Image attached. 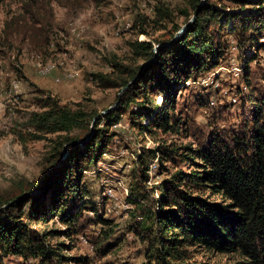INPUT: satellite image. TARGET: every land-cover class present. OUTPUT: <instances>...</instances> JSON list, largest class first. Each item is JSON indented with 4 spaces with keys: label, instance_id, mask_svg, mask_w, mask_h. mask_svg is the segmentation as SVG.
Listing matches in <instances>:
<instances>
[{
    "label": "rangeland",
    "instance_id": "rangeland-1",
    "mask_svg": "<svg viewBox=\"0 0 264 264\" xmlns=\"http://www.w3.org/2000/svg\"><path fill=\"white\" fill-rule=\"evenodd\" d=\"M187 2L38 0L28 9L26 0H4L0 5V193L13 191L19 182L38 181L45 170L56 166L54 160L63 162L67 158L66 144H61L63 138L80 134L77 129L69 133L39 130L34 116L45 110L40 106L43 99L50 96L59 106L85 112L90 118L86 139L95 125L111 134L104 152L85 167L81 180L106 223L88 224L70 240L58 217L28 222L32 231L49 234L45 246L59 248L62 264H78L80 257L86 260L84 264H144L149 243L137 234L142 231L139 221L143 210L153 207L162 193L161 183L173 170L170 163L161 159L159 146L197 147L205 144L210 134L235 135L245 126L250 90L264 94V46L256 61L248 66L245 86L243 59L254 53L255 47L249 50L241 46L228 33L229 19L226 28L211 26L226 46L219 63L176 90L174 119L180 121L178 132L156 128L152 135L139 132L131 115L139 106L134 101L107 119L119 110L128 87L147 61L137 59L129 44L149 38L166 40L173 32L171 38L157 44L168 43L192 16L187 20L182 13L188 9ZM213 2L223 13L242 10L229 0ZM157 7H166L171 16L161 17ZM259 41L264 43V34ZM115 62L126 69L140 66L128 85L102 86L95 79L98 73L115 82L125 77L114 67ZM161 97L150 96V105L162 103ZM141 124L145 121L141 120ZM77 142L82 146L84 140ZM177 168L192 169L185 163H177ZM107 190L112 193L110 197L104 194ZM210 199L218 201L219 196ZM132 201L140 202L142 208ZM155 208L154 205L152 209ZM83 217H93V213L86 212ZM187 249L188 261L195 264L244 261L236 254L216 253L201 246ZM2 262L43 264L40 257L24 258L11 253L3 254Z\"/></svg>",
    "mask_w": 264,
    "mask_h": 264
},
{
    "label": "trees",
    "instance_id": "trees-1",
    "mask_svg": "<svg viewBox=\"0 0 264 264\" xmlns=\"http://www.w3.org/2000/svg\"><path fill=\"white\" fill-rule=\"evenodd\" d=\"M3 1L0 0V5ZM26 1L30 5L28 9L38 2ZM229 1L242 10L223 13L214 7L213 0L206 3L188 0V9L182 13L187 20L195 14L193 23L173 44L157 49V58L144 67L128 87L119 110L109 114L107 119H112L134 101L139 106L131 115L139 132L152 135L154 128L178 132L180 121L174 119L176 90L219 63L226 46L211 26L217 24L226 28L229 19L228 33L241 46L249 50L255 47L254 53L243 59L246 86L248 66L256 61L264 46L259 43L264 34V0ZM156 11L163 18L171 16L166 7H157ZM172 35L173 32L169 38ZM168 39L135 40L129 47L143 62L153 58L155 44ZM139 66L126 69L115 62L114 67L125 76L121 81L115 82L101 73L96 74L95 79L105 87H122L135 77ZM156 95L162 96V103H155L154 107L149 97ZM246 102L249 112L239 133L228 137L210 134L206 143L197 147L191 144L159 146L161 159L170 163L173 170L161 183L162 193L154 202L156 208L152 209L153 205L143 210L139 221L142 231L137 234L149 243L148 260L144 264H195L188 261L189 246L236 254L244 260L239 264H264V94L250 90ZM40 106L45 110L34 116L39 130L69 133L77 129L80 134L63 138L61 144H66L67 158L63 162L54 160L56 166L45 170L38 181L19 182L13 191L0 193V264H3L2 255L7 253L24 258L40 257L43 264H62L59 248L45 246L49 234L32 231L30 221L45 222L58 217L70 240L86 225L107 221L89 199L91 195L81 180L85 167L104 152L111 134L95 125L86 139L90 118L85 112L59 106L50 96L43 99ZM141 120L145 124H141ZM83 140L82 146L75 143ZM140 161L142 163L144 158ZM177 163H185L192 169L184 171L177 168ZM211 196H219V200H211ZM132 202L142 208L140 202ZM86 212L93 213V217L84 218ZM81 258L79 263H86Z\"/></svg>",
    "mask_w": 264,
    "mask_h": 264
},
{
    "label": "water",
    "instance_id": "water-1",
    "mask_svg": "<svg viewBox=\"0 0 264 264\" xmlns=\"http://www.w3.org/2000/svg\"><path fill=\"white\" fill-rule=\"evenodd\" d=\"M204 1H205V0H200V3H204ZM194 18H195V14H193V15L191 16V18H190L185 24H183V25L180 27V29L175 33L174 37H173L168 43L157 44V45L153 46V48H152V51H153V54H154L153 58L147 60L145 63L142 64V66H141V68H140V71L138 72L137 75H139V74L142 72V69H143L144 66H146L147 64H150L151 62H153V61L157 58V49H158L159 47H168V46H170L171 44H173V42H174L175 39L179 36V34L182 33L184 30L187 29V27L191 24V22L194 20ZM127 85H128V84H127ZM75 143H79V142L76 141ZM80 143H81V142H80ZM4 206H6V205H4ZM4 206H3V207H4Z\"/></svg>",
    "mask_w": 264,
    "mask_h": 264
},
{
    "label": "built area",
    "instance_id": "built-area-1",
    "mask_svg": "<svg viewBox=\"0 0 264 264\" xmlns=\"http://www.w3.org/2000/svg\"><path fill=\"white\" fill-rule=\"evenodd\" d=\"M104 194H106V196H111V194H110V192H108V190H107V192L106 193H104ZM109 199V198H108Z\"/></svg>",
    "mask_w": 264,
    "mask_h": 264
},
{
    "label": "bare ground",
    "instance_id": "bare-ground-1",
    "mask_svg": "<svg viewBox=\"0 0 264 264\" xmlns=\"http://www.w3.org/2000/svg\"><path fill=\"white\" fill-rule=\"evenodd\" d=\"M43 72H47V69L46 70H44ZM109 191V190H108ZM112 194V193H111ZM127 206V205H126Z\"/></svg>",
    "mask_w": 264,
    "mask_h": 264
}]
</instances>
